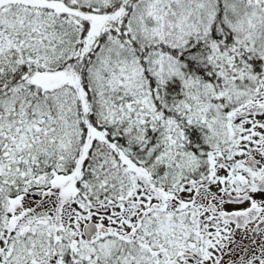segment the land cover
I'll list each match as a JSON object with an SVG mask.
<instances>
[{
    "label": "trees",
    "instance_id": "trees-1",
    "mask_svg": "<svg viewBox=\"0 0 264 264\" xmlns=\"http://www.w3.org/2000/svg\"><path fill=\"white\" fill-rule=\"evenodd\" d=\"M19 2L52 12L61 52L30 58L0 44V111L16 94L40 103L70 89L74 137L69 154L17 151L10 162L19 175L0 171V229L6 215L20 216L32 183L54 186L59 214L71 198L86 209L127 200L140 182L167 195L212 179L217 152L232 143L223 129L262 92L264 0H0V9ZM143 4L145 35L129 25ZM110 44L133 62L124 86L99 77ZM52 238L64 244L56 264H101L66 226L56 223Z\"/></svg>",
    "mask_w": 264,
    "mask_h": 264
},
{
    "label": "rangeland",
    "instance_id": "rangeland-1",
    "mask_svg": "<svg viewBox=\"0 0 264 264\" xmlns=\"http://www.w3.org/2000/svg\"><path fill=\"white\" fill-rule=\"evenodd\" d=\"M140 7L129 25L136 33L149 34L152 30L145 22V14L150 5ZM53 21L52 12L25 2L4 6L0 9L1 47L6 51L24 48L30 58L55 56L61 50L60 35L52 30ZM106 50L100 64L107 69L99 77H108V82L117 86L128 84L129 77L135 74L133 62L114 44ZM110 64L112 67H108ZM259 99L239 108L223 129L233 149L217 152L213 181L200 182L180 192L168 188L167 195L158 190L156 183L144 186L140 182L137 194L127 200L86 209L71 198L70 203L59 206V214L54 186L48 181L32 183L21 211L13 215L20 216L14 219L6 215L0 229V264H56L55 255L64 249L61 240L52 238L56 223L58 227L66 226L87 251L98 254L101 264H263L261 234L254 237L252 226L236 227L223 217V212L243 211L254 202L264 204V194L254 187H249L251 198L245 203L227 198L230 188L240 184L239 178L233 179V185L229 182L231 170L250 168L246 162L250 153L262 158V164H255L257 169L251 170L259 173L264 166V124H258L262 118L237 116L239 111L261 102ZM1 108L0 171L6 167L10 177L19 175L10 162L17 151L36 157L72 151L74 98L70 89L58 90L51 99L40 103L16 94L2 102ZM174 170L171 167L168 172ZM161 196L167 199L165 204L159 201ZM89 221L112 230L104 238L89 242L83 230ZM123 238L127 243L120 241ZM199 248L194 259L193 253Z\"/></svg>",
    "mask_w": 264,
    "mask_h": 264
},
{
    "label": "flooded vegetation",
    "instance_id": "flooded-vegetation-1",
    "mask_svg": "<svg viewBox=\"0 0 264 264\" xmlns=\"http://www.w3.org/2000/svg\"><path fill=\"white\" fill-rule=\"evenodd\" d=\"M260 97H259L260 99L259 98H257V99L261 100V102L255 104L254 106H251L250 108H245L243 110L244 111L245 110L248 111L246 116H254V117L262 118V119H260V122H258V124H264V111L263 112H257V108L261 104L264 103V94H261ZM238 118H242V117L238 116ZM263 128H264V125H263ZM262 133H263V136H264V129L262 130ZM256 134H259V132H256ZM232 149H233V147H230V150H231L230 152H232ZM235 149H236V147H235ZM235 149H234V151H235ZM254 160H257V162H256L257 165H259V164L261 165L262 164V158L259 157L258 155L253 154V153H250L248 155V158L246 159L247 165L251 169L256 170L257 169V165L255 166V165H252L250 163V161H254ZM250 168H248V169H238L237 171H234V170L232 171L231 170L233 175L229 178V182L233 185V179L236 180V178H239L240 184L242 183L241 185L239 184L237 186H232V188H230L231 193L227 196V198L231 202L245 203L246 201L250 200V198H251L250 194L251 193H250L249 187H254V189H256L257 191H259V192L264 194V182L261 181L264 178V166L262 167V169H261V171L259 173H255ZM215 174H214L212 179H209L210 181L214 180ZM183 189H187V188L184 187ZM181 190H182V188H177L175 191L180 192ZM252 208H254V211H257V214L255 215L254 218H252L249 221H247L243 226H238L232 220H231V222H234L236 227H241V228H247L249 226H252V236L255 237L257 234L260 233L261 234V238H263V243H264V204H262V203L259 204L258 202H254V203L251 204V206H249L248 208H245L243 211H247V210H250ZM106 235L107 234H103L97 240H100V239L104 238ZM199 252H200V248H199L198 252L193 253V258L194 259H197V256L199 255ZM261 252H262L261 260H262V262L264 264V246L261 248Z\"/></svg>",
    "mask_w": 264,
    "mask_h": 264
},
{
    "label": "water",
    "instance_id": "water-1",
    "mask_svg": "<svg viewBox=\"0 0 264 264\" xmlns=\"http://www.w3.org/2000/svg\"><path fill=\"white\" fill-rule=\"evenodd\" d=\"M110 26H111V22L106 23L103 27V31L109 29ZM263 111H264V103L257 108V112H263ZM247 112L248 111L246 110L242 111L239 113V115L244 116L247 114ZM255 161L257 160L250 161V163L252 165H255L256 164ZM261 181L264 182V178ZM256 214L257 211H254V208L247 211H232L229 213L223 212L224 218L228 220L229 219L233 220L238 226H243L247 221L254 218ZM83 230L87 240L92 242L98 239L103 233H109L112 230V228L104 224H100L94 221H89L86 225H84Z\"/></svg>",
    "mask_w": 264,
    "mask_h": 264
}]
</instances>
